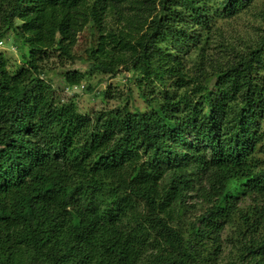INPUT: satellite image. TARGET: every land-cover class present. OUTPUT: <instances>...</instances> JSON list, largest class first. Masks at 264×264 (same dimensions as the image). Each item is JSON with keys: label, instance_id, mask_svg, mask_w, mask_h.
<instances>
[{"label": "trees", "instance_id": "trees-1", "mask_svg": "<svg viewBox=\"0 0 264 264\" xmlns=\"http://www.w3.org/2000/svg\"><path fill=\"white\" fill-rule=\"evenodd\" d=\"M256 1L0 0V264H264V28L220 23ZM85 29L133 84L91 113L44 75Z\"/></svg>", "mask_w": 264, "mask_h": 264}, {"label": "rangeland", "instance_id": "rangeland-1", "mask_svg": "<svg viewBox=\"0 0 264 264\" xmlns=\"http://www.w3.org/2000/svg\"><path fill=\"white\" fill-rule=\"evenodd\" d=\"M220 23L223 25L225 36L234 41L239 42V38H243L246 41L257 38L264 28V0H257L250 10L242 12L228 21H220ZM88 43L89 30L85 29L79 34L78 43L72 51L75 60H68L62 64V62L60 63L61 59L57 57L58 54L52 52V58L45 63L46 70L44 75L49 82L58 88L59 96L62 100L74 97L81 112L91 113L105 106H114L117 103V96L127 94L129 88H133V84L130 82L131 73L124 68H120L114 75L103 74L97 70L89 71L88 63L81 60L86 56ZM0 52L8 57L10 66L21 63V55L13 44L12 38L9 40L3 39V44H0ZM67 69H78L82 73L80 84L84 85V88L76 93L67 91L59 76L61 70ZM89 85H91L92 90L86 89ZM107 88H110L115 96L104 100L101 93ZM133 94L136 104L142 107L144 104L135 90Z\"/></svg>", "mask_w": 264, "mask_h": 264}, {"label": "built area", "instance_id": "built-area-1", "mask_svg": "<svg viewBox=\"0 0 264 264\" xmlns=\"http://www.w3.org/2000/svg\"><path fill=\"white\" fill-rule=\"evenodd\" d=\"M0 44H3L2 41H0ZM84 88V85H81V84H75L71 87H67L66 90L69 91V92H72V93H76L78 91H80V89H83Z\"/></svg>", "mask_w": 264, "mask_h": 264}]
</instances>
